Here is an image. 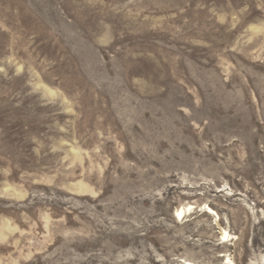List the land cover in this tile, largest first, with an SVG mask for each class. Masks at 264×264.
Masks as SVG:
<instances>
[{"label": "rangeland", "instance_id": "rangeland-1", "mask_svg": "<svg viewBox=\"0 0 264 264\" xmlns=\"http://www.w3.org/2000/svg\"><path fill=\"white\" fill-rule=\"evenodd\" d=\"M229 259L264 264V0H0V264Z\"/></svg>", "mask_w": 264, "mask_h": 264}, {"label": "bare ground", "instance_id": "bare-ground-1", "mask_svg": "<svg viewBox=\"0 0 264 264\" xmlns=\"http://www.w3.org/2000/svg\"><path fill=\"white\" fill-rule=\"evenodd\" d=\"M192 208H193L192 205H188L187 207L178 208V209L176 210L175 218L178 219V217H179L181 220H183V219L187 216L188 211L191 210ZM205 209H206L205 212H206L207 214H209V215H214L215 217H216V216L218 217V213H217L213 208H211L210 206H207ZM223 236H224V237H226V236L229 237L230 234H228V232L225 231V233L223 234ZM226 239H227V238H225L224 241H226ZM228 262H229L230 264H235V263L233 262V260H230V259H229ZM232 262H233V263H232Z\"/></svg>", "mask_w": 264, "mask_h": 264}]
</instances>
